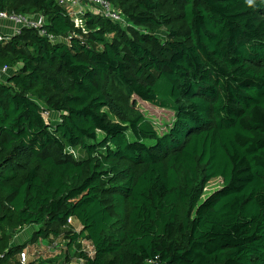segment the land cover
I'll use <instances>...</instances> for the list:
<instances>
[{"label":"trees","instance_id":"16d2710c","mask_svg":"<svg viewBox=\"0 0 264 264\" xmlns=\"http://www.w3.org/2000/svg\"><path fill=\"white\" fill-rule=\"evenodd\" d=\"M108 1L131 27L88 0L80 27L58 0H0L48 21L0 42L3 264L70 219L84 264H264V0Z\"/></svg>","mask_w":264,"mask_h":264},{"label":"built area","instance_id":"2783aa9c","mask_svg":"<svg viewBox=\"0 0 264 264\" xmlns=\"http://www.w3.org/2000/svg\"><path fill=\"white\" fill-rule=\"evenodd\" d=\"M60 4H66L69 7V12L74 18V21L77 27L83 26L84 17H85V0H58ZM88 4L90 6V10L100 16L106 17L111 21L120 24L124 28L131 27L132 24L126 19V17L118 11L111 2L108 0H88ZM0 20L7 22L12 27V32L9 35L0 34V42H4L9 40L11 37L20 36L23 34L24 30L32 29L36 30L41 36H48V32L46 29L47 26V18L41 15H25V14H17V13H0ZM51 41L57 42L61 41V39H56L53 36H49ZM10 72V68L5 66L0 68V83L8 76ZM72 222L70 219L69 223ZM44 249H47L50 253L57 255V250L59 249V244L55 241L53 243H48L44 245ZM89 252V256L94 255L93 247L92 249L87 250ZM45 251H43V254ZM6 256L4 254H0V264H3ZM17 262L19 264H29L30 263V253L24 250ZM79 264H84V260H81Z\"/></svg>","mask_w":264,"mask_h":264},{"label":"rangeland","instance_id":"374dc122","mask_svg":"<svg viewBox=\"0 0 264 264\" xmlns=\"http://www.w3.org/2000/svg\"><path fill=\"white\" fill-rule=\"evenodd\" d=\"M136 104V109L144 115V117L151 122L155 128L159 131L160 134L168 131L170 126L173 124L174 119H175V114L172 111L169 110H164L157 108L155 106L150 105L147 102L141 101L139 98L134 97L132 100ZM53 119H58V116H53ZM103 137V135H101ZM223 181L221 179H216L212 180L207 188L205 189V194L204 198L205 199L207 196L211 195L214 191L222 187ZM69 229L65 236H61L59 238H51L46 240V244L48 243H53V241L57 242L59 244V249L57 250V255L60 254V259L59 262L64 264L65 258L68 257L69 259L67 260V263H72V264H78L80 263L79 260H83L84 255H88L89 252L87 250L92 249L91 243L85 238V235H82L79 233L80 238L78 241L74 242L71 238L74 237L75 233L81 231L80 227L76 230V227L69 225ZM39 229L38 227H32V228H27L25 229L22 233L21 236L16 240L19 242L20 240L25 242L27 241L26 239H30L31 235L33 234V230ZM63 238V239H62ZM28 239V240H29ZM40 240L37 243H31L28 242L27 247L25 250L27 252H34V251H43V243ZM45 253L41 256V258L45 259L48 257H56V254L50 253L47 249H44ZM40 253V252H39ZM40 257V256H38ZM58 257V256H57ZM17 260L19 258V254L16 256ZM40 258V259H41ZM50 262H56L53 259H50Z\"/></svg>","mask_w":264,"mask_h":264},{"label":"crops","instance_id":"0c3cea01","mask_svg":"<svg viewBox=\"0 0 264 264\" xmlns=\"http://www.w3.org/2000/svg\"><path fill=\"white\" fill-rule=\"evenodd\" d=\"M11 32H12V27H11V25L10 24H8L7 22H4V21H1L0 20V34H3V35H9V34H11ZM71 224V226H74V227H76V230L78 229V227H80V229H81V231L79 232H77V234H79V233H82V231H83V227L75 220V219H72V222L71 223H69V225ZM68 229H69V227H68ZM35 230V229H34ZM34 230H33V232H34ZM66 234H62L61 236H65ZM82 235H84V234H82ZM21 236V234L16 238V240L19 238ZM32 236V235H31ZM61 236H59V237H61ZM58 237V238H59ZM51 238H54V237H51ZM50 238V239H51ZM29 239V238H28ZM28 239H26L27 241H28ZM63 239V238H62ZM30 240V239H29ZM46 240H48V239H43L41 242L43 243V247H44V245H46ZM51 240H54V239H51ZM26 241V242H27ZM17 242V241H16ZM25 243V240H23V241H19V242H17V244H24ZM43 251H44V248H43ZM43 251H34V252H30V263L31 262H37V260H39L40 258H41V256L43 255ZM40 252V253H39ZM38 256H40V257H38ZM57 256L58 257H60V254H58V255H56V257H48V258H46V259H53V258H57ZM58 259H60V258H58ZM69 258L68 257H66L65 258V262H64V264H72V263H67V260H68ZM41 260V259H40ZM80 262H81V260H79ZM58 264H62L61 262H59ZM79 264V263H78Z\"/></svg>","mask_w":264,"mask_h":264}]
</instances>
